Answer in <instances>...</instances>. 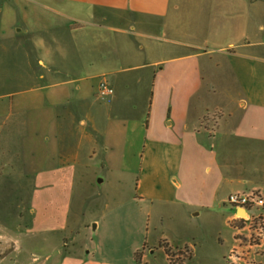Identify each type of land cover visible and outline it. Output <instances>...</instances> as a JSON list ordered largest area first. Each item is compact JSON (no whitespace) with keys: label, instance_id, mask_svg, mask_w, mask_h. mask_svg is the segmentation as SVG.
Instances as JSON below:
<instances>
[{"label":"crops","instance_id":"obj_1","mask_svg":"<svg viewBox=\"0 0 264 264\" xmlns=\"http://www.w3.org/2000/svg\"><path fill=\"white\" fill-rule=\"evenodd\" d=\"M250 99L264 113V0H0V240L13 241L0 264H58L68 233L88 230L93 179L134 177L115 207L152 213L204 135L218 147L237 120L261 144L264 120L234 114ZM241 182L231 192L264 195ZM163 243L180 246L159 236L168 261Z\"/></svg>","mask_w":264,"mask_h":264},{"label":"rangeland","instance_id":"obj_2","mask_svg":"<svg viewBox=\"0 0 264 264\" xmlns=\"http://www.w3.org/2000/svg\"><path fill=\"white\" fill-rule=\"evenodd\" d=\"M247 103L250 115L242 116L237 103L235 116L249 122L264 120V113L257 112L253 100ZM232 121L237 120H228L221 127L220 146L210 144L207 135L199 139L202 150L179 173L181 184L174 187L172 199L163 206L154 204L152 213H148V203L128 198L121 209L115 207L126 199L127 187L133 191L134 177L122 188L111 180L93 179L84 191L89 200L85 210L88 230L76 237L68 233L71 238L58 264H86L87 257L105 264H173L158 246L161 235L180 246L173 249L172 259L181 264H264V216L255 215H264V206L253 210L251 217H244L242 209L236 215L235 209L223 202L229 192L246 186L242 178L248 183L258 178L264 182V142L257 144L249 136V126H241L239 131ZM253 191L264 198L259 190ZM20 197L21 201L9 208L24 216L19 220L23 224L27 202L23 194ZM160 209L164 211L159 213ZM12 248L11 239L0 240V258L8 256Z\"/></svg>","mask_w":264,"mask_h":264},{"label":"built area","instance_id":"obj_3","mask_svg":"<svg viewBox=\"0 0 264 264\" xmlns=\"http://www.w3.org/2000/svg\"><path fill=\"white\" fill-rule=\"evenodd\" d=\"M107 90H111L110 88ZM224 201L230 204L235 210L240 209L244 212V217H251L253 210L264 206V198L259 192L248 191V192H230L227 194ZM223 201V202H224ZM238 211L236 215L238 214ZM252 213V214H251ZM257 217H262L259 212L255 214Z\"/></svg>","mask_w":264,"mask_h":264},{"label":"trees","instance_id":"obj_4","mask_svg":"<svg viewBox=\"0 0 264 264\" xmlns=\"http://www.w3.org/2000/svg\"><path fill=\"white\" fill-rule=\"evenodd\" d=\"M162 245L164 246V250H165V252H166V254H167V257H168V259L170 260V262H172L173 264H181V261H174V260L172 259L173 251H172L171 248L168 246V244H167V243H163Z\"/></svg>","mask_w":264,"mask_h":264}]
</instances>
